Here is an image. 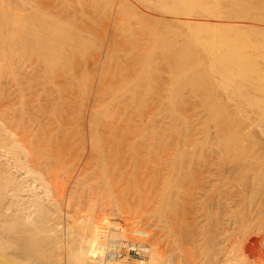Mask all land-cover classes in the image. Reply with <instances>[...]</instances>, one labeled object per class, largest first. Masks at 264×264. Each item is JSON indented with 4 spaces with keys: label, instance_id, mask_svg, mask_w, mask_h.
<instances>
[{
    "label": "bare ground",
    "instance_id": "1",
    "mask_svg": "<svg viewBox=\"0 0 264 264\" xmlns=\"http://www.w3.org/2000/svg\"><path fill=\"white\" fill-rule=\"evenodd\" d=\"M35 1H37V0H35ZM35 1L33 0V2H32V0H0V66H5V68H7V71L5 70L6 72L4 73V75H6V73L7 74L10 73V75H9L10 80L4 79L5 82L0 81V95L2 97H5L6 100H9L8 96L11 97L13 95H15V96L18 95V97H20V98L24 97V96L28 97V94L30 92H33L34 91L33 89H35L38 85L41 84V82L39 81L40 84H38V85L34 84V85H36V86H34L35 88L33 87V84H32V87H30L31 83L29 80L33 79V77L31 76V79H30V77L28 78L27 75H29L28 73L34 72V70H32L31 72L29 71L27 73L26 67H28V65L27 66L25 65V62L26 61L30 62V60L34 61L33 63H35L37 65V67H36L37 69L34 68L35 67L34 65H33L32 69L34 68L36 71L38 70L39 73L41 71L42 72L44 71L45 75L48 74L50 77H52V76L55 77L58 75V78H59V75L61 77L65 76L67 82H69V83L70 82L72 83L75 80L74 85L77 84V88H75V89H77V92H78V84L81 86L80 90L82 88L84 90H86V84H87V77H85L86 73L83 74L84 73V69H83V73L81 72V74H79L80 70L76 65H77L78 61L84 60L83 56L86 55V51L91 47L90 46L91 44L95 45L96 41L90 39L89 37L88 38L85 37V35H83V33L81 32V31L85 32L84 29H86V30L88 29V26L86 25V23H84V21L89 23V21L85 20L89 17L85 18L84 16L81 15V17L85 18V19H83V18H81V19L84 20V21L83 20L82 21H83L84 25L87 26V28H86V26L82 27L83 25L81 26V24L78 23L79 26H81V28H82V29H79V27H76V24L71 23V21L74 20V17H77V15H78L77 14L78 11L75 12V9L77 10L78 7L81 8V6L89 4L90 6H92L94 13L92 10H88V8L92 9L89 6H87V10H85L84 9L85 7H83V12L88 13L90 11L91 14L93 13V15H95V22H98V21H101L100 19L102 18V16L99 13L103 14L105 12L104 10H106V9H108V10L110 9V13H112L111 11H113V9H115V7H116L117 8L116 11L119 13H122V15H123V13L133 15V18L136 20V22H141L142 25L144 24V26L147 27L146 30L151 28V30L153 32L154 31L153 29H155V31L153 32V34L155 35L154 36L155 39L152 38V40L153 39L155 40V43L158 46H160V49L168 52L167 55H169V56L171 55V57H169V58H171L173 61V62H171L172 63L171 69H172V73L174 75L173 79H175V81L174 80L173 81L176 82L172 88H169L170 93H171V98H172L171 100H169L170 102L172 101L171 105L173 104L175 106L176 102L183 100L182 97H184V96L186 97L187 92L185 93V91H184V93H185L184 96L181 97V90L183 89L182 86L184 84L188 85V88L191 86L190 90H192L194 92V95H197L196 93H200L203 95V93H206V92L207 93L211 92V94H212V91L215 90V92H216V89H217V90L221 91L222 93L226 94V96H228L230 101H232L235 104L236 111H231V109L227 105L222 103L221 97H220V99H218V97H216V94L211 95L208 98V101H206L207 106H204V104H203L204 101L202 102L203 96H201L200 94H198L197 96H199L198 99L202 98L201 103L204 106V108H202V110L203 109L205 110V107H208L206 110H208L209 112L203 111V113L204 114L209 113L207 115H210L212 117V119H214L217 122L218 126L222 130H225V135H226V133L228 135L227 124L230 122L231 124L234 123L236 125L237 123H235L234 121H251L250 125L247 127L248 128L247 131L253 132L252 131L253 129H259L262 131V132L260 131L261 134L262 133L264 134V122H263L264 121V102L261 99L251 95V93L249 91V88H252L254 86H256L257 90L259 88H261L264 91V88H263L264 82H261L264 80L263 79L264 67L260 66V64H261L260 62L264 61V24H263L264 23V15H263L264 12L261 11L262 8L264 10V2H262L260 0H88V3H87V1H85V0H77L78 4H80L81 6L77 4L78 5V7H77L76 4L74 3L75 7H77V8H75L69 4L71 2L70 0H69L70 2L68 0H63L65 2V3L63 2L64 6H66V5L67 6L65 9L66 11H64V12H61L63 10L61 8L62 9L60 11L61 16H63V14L65 12H67V9L69 10L67 12L68 14L65 13L66 15H68L66 17V19H63V17L60 18V12L57 13L58 10H56L55 14H52V12H51L52 10L51 11H50V9L48 10L47 6L45 7L44 5H42L43 4L42 2L40 4V3H34ZM38 2H40V0H38ZM47 2H45V3H47ZM138 2L141 3L142 6H141V4H138ZM53 6H55V4ZM142 7H145L146 9L147 8L148 9L146 10L144 8L145 9L144 10V9H142ZM57 8H58V5H57ZM78 10H80V9H78ZM139 10H141L143 13L146 14V15L145 14L142 15V13H141L142 19H139L137 17V16H139L138 13H140ZM86 11H88V12H86ZM90 12H89V14H90ZM147 13L149 16L147 15ZM97 14H99L101 16V18L99 16H97ZM107 14H109V12H107ZM113 14H115V13H113ZM107 16H103V17H107ZM143 16H147V18L143 19L144 18ZM108 17H107V24H108L109 20H110L109 22H112L113 20H114V23L119 22L118 16H116V18L118 19L117 21L115 19H113L115 17H112V19L108 18ZM125 17H127V16H125ZM93 19H94V17H93ZM77 20H80V19L77 18ZM77 20H76V22H77ZM257 21H259L260 24H258L259 22H257ZM76 22H74V23H76ZM104 22L106 23L105 20H104ZM119 23L115 24V26L117 25L116 26L117 29L115 27H113L114 30H118V26H120ZM141 23L139 25H141ZM93 24H95V23H93ZM101 24H100L99 28H101V26H102ZM122 24H124V23H122ZM139 25H138V29H139V27H141ZM156 25H157V27H156ZM109 26L110 25H108L107 27H109ZM144 26H142V27H144ZM154 26L156 28H154ZM90 27H91V25L89 26V28ZM107 27L105 26V29H108ZM145 27H144V29H145ZM92 28H93V26H92ZM92 28H91V31H92ZM123 28H122V30H123ZM113 29H112V32H113ZM144 29L142 31L143 34L145 31ZM156 29L158 30V32H156ZM89 30H88V32H89ZM99 30L101 31V29H99ZM108 30L106 32L110 33V31H108ZM141 30H142V28H141ZM91 31L89 32V34H91ZM102 31H105V30L103 29ZM101 32L99 33V35L100 34L103 35V32L102 33ZM114 32H116L115 35L117 37L118 36L117 31H114ZM132 32H134L133 29L131 30V33ZM152 32H151V34H152ZM92 33H94V32L92 31ZM97 33H98V31H97ZM125 33L127 35V32H125ZM137 33H138V31H136V34L132 33L131 36L133 37V36L137 35ZM104 34H105V32H104ZM112 34L113 33H111V35ZM145 34L147 35L148 33H145ZM149 34H150V32H149ZM106 35H108V33ZM119 35L123 36L122 33ZM126 35H125V37L127 38ZM144 36H143V38H144ZM129 37H130V35H129ZM140 37H141V35H140ZM148 37H150V36H148ZM148 37H145V38L147 39ZM99 38H101V36ZM111 38H114V37H110V39ZM108 39H109V35H108ZM128 39H126V41ZM130 39H131V37H130ZM130 39H129V41L131 42V40H132V42H133V39H135V38L133 37V39H131V40ZM139 39H142V38H139ZM146 39L144 41L142 40V42H144V44H146V41H147V43H149V42L151 43V41L148 42V40H146ZM123 40H124V38H123ZM123 40H120L119 44L122 43L121 41H123ZM154 40L152 41V43H154ZM101 41H102V39H101ZM101 41H100V43H101ZM118 41H119V39H118ZM135 41H136V39H135ZM124 42H125V40H124ZM123 45H126V44L123 43ZM130 45H128V46L131 48L132 46H130ZM97 46H99V45H97ZM100 46L102 47V43ZM152 46L154 47L153 44H152ZM158 46H156V47H158ZM111 47H109V48H111ZM137 47L139 48L140 46H137ZM120 48L124 49L123 47H120ZM144 48H145V46H144ZM93 49H95V46ZM102 49H103V47H102ZM102 49H100V51H102ZM114 49H116V48H114ZM137 49H135V50H137ZM141 49H139L137 51H141ZM107 50H106L107 51L106 53H108L110 49H107ZM151 50H153V48ZM151 50H150V46H149V49L146 50V52L143 50L145 52L144 55H143V53H142V55H140L144 58L142 60V66L143 67L140 65L142 67V69L141 70L139 69V72L141 71V73L138 74V76H136L135 82H132V83H134L132 85V87L130 86L129 83L127 84V86H125L126 90L130 91L131 93L132 92L134 93L133 88L135 90L136 89L140 90L141 86L149 85L154 80V78H152V77H154L153 74L155 72L152 73L153 69L151 71V69H149V67L152 66V64H154V61H156V59H157L156 57H158L160 54L157 52L159 55L154 57L156 59L153 60L154 55L152 57L150 56V53H152ZM100 51H98V52H100ZM123 52L127 53L126 50H123ZM128 53L130 54L132 52H129V50H128ZM128 53L125 56H127V55L129 56ZM153 54H156V51ZM90 55L91 54H89V56ZM104 55H106V57L108 56L107 54H103V56ZM252 55H254V56H252ZM81 56L83 58L82 60L80 58ZM86 56H88V55H86ZM100 56L101 55H99V59H100ZM113 56L114 55L109 57V59H110L109 64L105 63V66L106 65H112L113 63L116 62V61L114 62V58H112ZM116 56H118V55H115V57ZM119 56H120V54H119ZM142 57H140V58L142 59ZM103 58H102V60H103ZM159 58H160V56H159ZM85 59H86V57H85ZM89 59H91V58L89 57ZM93 59H94V57H93ZM118 59H120V58H118ZM137 60H139V58H137ZM160 60L158 61L159 63H161V61H162V60L161 61ZM93 61L90 60V63L96 64V62L95 61L93 62ZM104 61L106 62L105 59H104ZM119 61L117 60V62H119ZM123 62H125V61H123ZM123 62L122 61L119 62L120 66ZM107 63H108V61H107ZM79 64L81 65L80 62H79ZM87 64H89V63L86 61V65ZM124 64L125 63H123V65ZM127 64H125L124 66L126 67ZM155 64H158V63L155 62ZM91 66L93 67V65H91ZM91 66H86L88 71H90ZM99 66H101V65H99ZM116 66L117 65H115V67ZM120 66H119L118 70L120 69ZM83 67L86 68L84 65H83ZM83 67H80V69ZM95 67H97L96 69L98 70V64H97V66L95 65ZM144 67H146V68H144ZM164 67H165V65L163 64V67L162 68L160 67V69H163V71H164L165 70ZM166 67H167V65H166ZM106 68H107V66H106ZM113 68H114L113 66H108V69H106L107 70L105 72L106 78H105V82L103 84V85H105L104 88L106 89V91H108L109 96L112 97V100L115 99L113 94H116L118 92V88H117L118 86L116 87L115 86L116 84L115 85L113 84V81H112L113 78H111V75H110L111 73H113L112 72ZM150 68H152V67H150ZM0 69H2V68L0 67ZM94 69L95 68L93 67V69H91V70L93 71ZM96 69H95V71H97ZM126 69H127V67H126ZM155 69H156V67H155ZM157 69H158L157 71L159 72V67ZM92 71H90V72H92ZM95 71H93V73H90V72L88 73V74H91L89 76L90 79H91L92 74H95ZM115 71H114V73H115V75H117V72H119V71H117V70H115ZM37 72L34 75H38ZM124 72H125V69H124ZM99 73H100V71H99ZM31 74H33V73H31ZM101 74H103V72ZM124 74H126V73H124ZM160 74H162V73H160ZM164 74H166V73H163V76H164ZM245 74H256V75L260 74V75H258V77H261L262 75L263 76H262L261 80L259 78H258L259 80L256 78H253V80H252V79L245 78L244 77ZM95 75L93 76L94 78H95ZM0 76H2L1 71H0ZM130 76H131V73H130ZM167 76L165 79L166 81H168ZM70 77H71V80H70ZM121 78H122V76H121ZM160 78L163 79V78H165V76L163 78L159 77V79ZM2 79L3 78H1V80ZM54 79H53V82H54ZM63 79H65V78H63ZM63 79H61V80H63ZM102 79L103 78H101L100 80H102ZM159 79H158V84L162 85L161 83H163V81H161V83H159V81L161 80V79L160 80ZM130 80L133 81L134 79L132 80V78H130ZM165 80H164V83L166 82ZM127 81L131 82V81H129V79ZM31 82L35 83L34 80ZM47 82H49V81H47ZM101 82L103 83V80ZM153 82H155V81H153ZM36 83H37V81H36ZM45 83H46V80H45ZM61 83H62V81H61ZM90 83H91V80H90ZM94 83H95V81H94ZM125 84H126V82H125ZM171 84H173V83H171ZM42 85H44V84H42ZM50 85L53 88V85L52 84H50ZM54 85L59 86L56 84V79H55ZM62 85H64V84H62ZM74 85H72V86H74ZM90 85L91 84H89V86ZM160 85H159V87H161ZM170 85L168 87H170ZM68 86L69 85L67 83V87ZM120 86L122 87L123 84ZM120 86H119V88H121ZM151 86H150V88H151ZM40 87H41V85H40ZM59 87H61V86H59ZM63 87H65V86H63ZM96 87L97 88L101 87V88H99L101 90L103 89L102 84L99 87L96 86V84H95V88ZM115 87L117 88V92H112L113 90L116 89ZM62 88H60L59 92H61ZM70 88H71L70 89V93H71L72 87H70ZM90 88L91 87L87 88V90H88L87 92H89ZM144 88L141 87V90L143 89L145 91ZM150 88L149 89L147 88V91L149 92V94L153 92L151 94L153 96L154 89L152 90V88L151 89ZM161 88H163V87H161ZM186 88L187 87H185V90H186ZM45 89L46 88H44V91H45ZM54 89H55V87H54ZM54 89H53V92H54ZM75 89H73V91H75ZM121 89L123 90L124 88H121ZM121 89H119L120 92H121ZM37 90H38V87H37V89H35L36 93H37ZM150 90H152V91H150ZM35 92H33L31 95H34ZM55 92L57 93L56 90H55ZM91 92H93V90ZM95 92H96V90H95ZM98 92H101V91H98ZM130 92H126V93L129 94ZM164 92L168 93V91H166V88L164 89ZM45 93H47V90L45 91ZM83 93L85 94V92H83ZM126 93H124V94H126ZM140 93H141V95L144 94V92L138 91V93H137V91H136V93L134 94V97H136L137 95H140ZM38 94H40V92ZM128 94H126V95H128ZM149 94H147V98H146L147 101L145 100L146 102L149 101L148 100ZM189 94H190V92H189ZM50 95H52V94H50ZM60 95L63 96V93H61ZM66 95H68V94H66ZM38 96L36 97L35 100L41 99V98L39 99ZM81 96H82V94H81ZM152 96H151V98H152ZM158 96H160V95H158ZM161 96H163V94H161ZM212 96H213V98H212ZM31 97H33V96H31ZM88 97H89V95H88ZM88 97L86 99H88ZM121 97H123V95ZM168 97L170 98V96H168ZM189 97H190V95H189ZM15 98H13V101H15L14 100ZM20 98L18 100H21ZM26 98L24 99L25 101L31 100V99L26 100ZM99 98H100V96H99ZM123 98H125V97H123ZM128 98L129 97H126V99H128ZM158 98H155V100H157ZM163 98H167V97L164 96ZM187 98H186V100H187ZM192 98H189V100L190 99L192 100ZM216 98H217V100H216ZM137 99L139 100L140 96H138ZM198 99H197V101H198ZM10 100H12V99H10ZM60 100H61V98H60ZM120 100H122V99L120 98ZM165 100H167V99H165ZM215 100L219 101L220 103L214 102ZM44 101H41V102H44ZM134 101H135V98H134ZM157 101H159V100H157ZM160 101H161V99H160ZM184 101H185V98H184L183 102ZM46 102H48V101H46ZM89 102H90V100H89ZM115 102H117L116 99H115ZM122 102H123V100H122ZM122 102L119 101V106L121 105L120 107H122V104H123ZM127 102L130 103L129 100L128 101L126 100V105H127ZM139 102H141V101H139ZM152 102H150L151 105H152ZM162 102H163V99H162ZM7 103H8V101H7ZM23 103H25V102H23ZM36 103H34V104H36ZM124 103H125V101H124ZM134 103H136V102H134ZM145 103H144V105H145ZM158 103H161V102H158ZM184 103H186V101ZM25 104H24V106H25ZM60 104H62V103H60ZM68 104H67V106H68ZM30 105H31V102H30ZM42 105H43V103H42ZM44 105L42 107H44ZM89 105H90V103H89ZM179 105H182V104L179 103ZM113 106L117 107V103H116V106L115 105H113ZM135 106H136V104H135ZM139 106H138V108H139ZM176 106H178V104ZM6 107L7 108H5L4 112H3L4 109L3 110H2V108L0 109V110H2V112H0V261L2 260L1 261L2 263H3V261H5L4 263H7V264H25L24 260H23V259H25V257L22 256V253H24V255H25V253H27V254H30L31 252L33 253L34 250H32V249L38 248V245H40L39 243L41 242L43 244L42 246L44 247V249L42 248V250L48 256H44L45 254L43 255V253H42L43 257L41 260V259H39L40 258L39 256H41V253L40 254L37 253L39 256L38 255H35V256L38 257L39 261L38 260H37L38 262L35 261L36 263L33 261L32 264H57L55 262L54 257H53V249H52L53 245L54 246L60 245L61 250H62V248L65 249L64 253H66L68 261H67V263H65L63 261V264H186L184 261V258L181 255L175 253L177 255V258H176V255L174 256L173 254L170 253L171 251H173V249L171 250L170 247H171V243H173V245L175 246L177 240H179L181 238L188 240V239H186L188 236L191 239L192 243L193 242H199V243H201L200 246L203 248V250L205 249V251H204L205 253H203V254L206 255V259L203 260L204 262L202 264H264V246H263L262 250L261 249H260V251L255 250L256 252L254 251L253 253L250 251V249H246V248L234 250V247H233V249H231V247L230 248L228 247V241H230V239H231V238L229 239V233L231 232V231L229 232V230H231L233 224L240 222L239 224L242 225L243 222L246 220H249V221L255 220L258 222L263 221V223H264V198L254 199L252 197L249 198L248 196H247V198L244 197L247 194L244 186H243V188H241L242 186H240V188H237L239 191V194H241V193L244 194V196H243L244 198L241 200L235 201V199L233 197V192H234L233 191V188H234L233 185L235 184V183H233V177H235V174H233V176L231 174V171L233 169L230 168L231 165H230L229 161L231 159L229 160L230 156L228 153L231 152L230 148H231V146L234 145V144H232L234 141V138L232 140V143H230L231 146L228 149V152L221 155V156H217V155L214 156V155L208 154V153H207V155L205 154L206 156H204L203 154H204L205 148H203L204 149L203 154L199 153V151L201 149L199 151H198V149L200 148V146H203V142H202L203 139H201V141L197 140L199 138H197V139L194 138L195 140H192V139L186 140L185 139L184 141H181V140L177 141L176 140V142L174 143V146L171 147L172 150L170 149L171 153L167 152V154H166V151L169 150V149H166L167 145L162 148V149L165 148L166 151L164 150L165 153L160 155L161 156L160 159L158 157V159H157L158 160V164H157L158 166L156 165V167H155L156 169H155L150 164L149 165L152 168L150 166H148V167L144 166L146 164H144L142 166L141 162H139L140 164H139V166H137V163H135V161L133 160V157L136 154H138L137 153L138 150H141L140 151L141 153L143 150V149H138V150L136 149L138 147L137 142L130 143V145H131L130 152L127 149V145L124 147V149H121V144H122V146H124V144L117 141V134H116V132H117L116 126H118V124H119V119H117L118 121H114V115H113V113H111V111L109 113L108 110H105V112H107L106 115L111 117V118L108 117L109 120H111V121L106 120L107 116L104 119L106 121H94V120H92V121H79L80 124L87 122V124H89V126L91 128H93V127L97 128V129L99 128V129L103 130V132H99V131H101V130H99V131H97L98 134L96 136L89 139V137H86V133L84 132L85 129H83L84 131H82V132H84L85 134H83L84 136H82L81 138H80V135H77L79 138V139L76 138L78 140V143H77V141L74 140L76 135L74 136L73 139H71L70 135H72L73 132L71 134L68 133L69 129H71L70 125H72L71 124L72 121H63V120L60 121L61 120L60 118L63 116L56 114L57 116H59L58 117L59 119L56 118L59 121H49L50 118L47 121L45 118L50 113L46 116H43L48 112V111L45 112L44 110L46 108H44V110H42V109L41 110L44 112V114L42 116L44 117L45 121L40 120V119H39L40 121H34L33 119H32L33 121H29V120L28 121H21L20 116H22V118L24 119L25 118L24 115L26 114V111L28 109L27 110L25 109L26 111H24V109L23 110L20 109L21 115H19L18 113H17L18 114L17 115L15 111H14L15 112L14 113L12 110H10V108L8 106H6ZM114 107H112L113 110L115 109ZM145 107H143V108L146 110ZM181 107H183V106H181ZM33 108H34V106L30 107L29 110H31V109L32 110L29 113L32 114V111H33V115L36 114L35 116L38 117L37 113L35 112V110H33ZM37 108H39L38 109V112H39L40 107H37ZM62 108H64V107H62ZM99 108L97 105V109H99ZM179 108L180 107L178 106V108L176 107L175 109H179ZM249 108H254V109L258 110V113L259 112L261 113L260 117H258L256 115L257 118H251L249 116ZM6 109H8V110H6ZM13 109H14V107H13ZM97 109H94V110L97 111ZM124 109L122 108L121 112ZM136 109L133 108V110H136ZM152 109L154 110V108H152ZM184 109L181 108V111ZM117 110H119V109H117ZM202 110H201V112H202ZM36 111H37V109H36ZM125 111H126V109L124 110L123 114L125 113ZM181 111L179 109L178 112L180 113ZM187 111H188V109H187ZM18 112L20 113V111H18ZM56 112H61V111H58V109H57ZM142 112L141 111L135 112V115L137 114V116H138V113H142ZM167 112H169V110ZM191 112H189L190 116H191ZM29 113L27 112V114H29ZM39 113H41V112H39ZM96 113L97 112H94L95 115H96ZM132 113H133V111H132ZM15 114H16L17 118L18 117L20 118V119H18L20 121H17ZM70 114H71V112H70ZM123 114L121 116H123ZM131 114H129V115L131 116ZM146 114H144V115H146ZM148 114H150V113L148 112ZM186 114H188V113L186 112ZM186 114H184V115H186ZM38 115H40V114H38ZM129 115L125 114V116H129ZM139 115L142 116V114H139ZM144 115L142 117L140 116L141 121L144 120V119H142V118H145ZM165 115H166L165 116V119H166V117L169 115H167V114H165ZM170 115L174 121H178L179 115L177 116L175 111L174 112L171 111ZM57 116H55V117H57ZM117 116H118V113H117ZM130 116H129V118H130ZM137 116L135 117L136 118L135 121L137 120V118L139 119V117H137ZM156 116L158 117V115H156ZM163 116H164V114H163ZM163 116H161V117H163ZM204 116H206V115H204ZM198 117H200V114ZM201 117H203V116L201 115ZM208 117H206V120ZM40 118H41V116H40ZM119 118L121 119V117H119ZM190 118H193V117H190ZM196 118L197 117H195L193 119L196 120ZM92 119H94V118H92ZM123 119H122V121H123ZM183 119H185V117H183ZM187 119H189V118H187ZM132 120H134L133 117H132ZM163 120H160V121H163ZM166 120L171 121L168 119H166ZM214 120H212L210 124H214V122H213ZM145 121H147V119H145ZM158 121H159V119H158ZM188 121H191V120H188ZM188 121H186V123H189ZM199 121H201V120H199ZM202 121H203V119H202ZM74 122H76V121H73V123ZM186 123H185V127H186ZM196 123H198V122H196ZM205 124H207V123L205 122ZM235 125L233 126L234 128H235ZM85 126L86 125H84V127L81 126L80 127L81 130H82V128H86ZM211 127H213V126H211ZM219 127H217V129H215V130H218ZM229 127H231V125ZM233 127H232L233 130H231L232 133L235 130ZM241 127H243V126H241ZM106 129H108V130H106ZM137 129L139 130L140 128H137ZM190 129H191V127H190ZM229 129H231V128H229ZM229 129H228V131H230ZM237 130H238V128H237ZM88 131L90 132L91 129H89ZM105 131H107V132H105ZM104 132L106 133L105 135H104ZM193 132H195V131H193ZM221 132L218 131L219 135L221 134ZM94 133L91 132V134H93V135H94ZM139 133H141V132H138L136 134H139ZM147 134H149V133H147ZM190 134H192V133H190ZM230 134L231 133H229V135ZM247 134H249V133H247ZM234 135L235 134H232L233 137H234ZM193 136H194V134H193ZM232 136H230V137H232ZM90 137H91V135H90ZM155 137H156V135H155ZM190 137H192V136L190 135ZM248 137H249V135H248ZM219 139L222 140L221 137ZM226 139H227V136H226ZM142 140H144V142H146L144 137ZM155 140H157V139H155ZM148 141H150V140L148 139ZM169 141H172V140H169ZM140 142H141V140H140ZM164 142H165L164 144H166V141H164ZM222 142H224V141H222ZM222 142L220 143L221 145H222ZM230 142H231V140H230ZM251 142H253V145H254V140ZM257 142H258V140H257ZM119 143H121V144H119ZM225 143H226V145L223 143L225 146L222 145L220 147V149L223 147L226 148V146H229L227 144L228 143L227 141H225ZM147 144L145 146H149V147L151 145H153L152 147H155V146L159 147V145L163 146L162 141H160L159 145H158V141H154V143L149 142V145H147ZM215 144L216 143H214V145ZM256 144L257 143H255V146H256ZM206 145H208V144H206ZM206 145H204V147ZM211 145H212V143H211ZM250 145H252V143ZM76 146L79 148L80 147H82V148H80V150H76L75 149ZM86 146H87V150L85 151ZM236 146H237V144H236ZM236 146H235V148H236ZM142 147H144V145ZM209 147H211V146H209ZM155 148H154V150H152L150 147V149H148V151L146 149V151H145L146 153L143 152V156L146 158L150 157L149 160L150 159L153 160L152 161L153 163L155 160L153 154H156L158 152L157 150H162L161 147H159L158 149L156 148L157 150ZM207 148H208V146H207ZM208 149H210V148H208ZM217 149L219 150V148H217ZM242 149H240V150L243 151ZM221 152H223V151H221ZM238 152H240V151H238ZM251 153H253V152H251ZM230 154L232 155V153H230ZM201 156H202V159H200ZM237 156H239V155H237ZM243 156L245 157V155H243ZM253 156H255V153ZM81 158L83 159L82 162H80ZM204 158H206V160H207V161H205V163L207 162L208 164H205L206 168L202 169V165L198 166L197 163H198L199 159H200V161L201 160L204 161ZM255 158H257V156ZM136 159H137V157H136ZM142 159L147 161V159H144V158H142ZM258 159L261 160V157L259 158V156H258ZM263 159H264V157H263ZM137 160H141V158H138ZM157 160H155V161L157 162ZM235 161H237V160L235 159ZM235 161L233 162V164H235ZM241 161H243L246 164V167L250 166V163L253 162V161H251V159L250 160L242 159ZM142 162H145V161H142ZM156 162H155V164H156ZM243 162H241V163L243 164ZM215 163H217L218 166L220 164V166L218 168L217 167L215 168L214 166H216V165H213ZM255 163H257V161ZM211 165H213V166H211ZM70 167H72V168L75 167L77 169V173L80 172L79 169H81V168L82 169H86V168L90 169L91 168V172L92 173L94 172V174H96V172H98L97 174L98 175L100 174L101 180L99 178L100 181H96V182L99 183L102 181L103 183H105L103 185L104 186L106 185L107 186L106 189L107 190L109 189V191H112V190H113V192H115V190L117 191L118 188L117 189L114 188V187H118V186H115V181H117L116 185L118 183L117 179H120L119 182H121V180H123V179L129 180V183L131 182L129 185V188H132L131 184L133 185L134 182L135 183L137 182V185L142 186V183L138 184V182L146 181L147 178L152 180L153 177L155 178V179H153V181H155L156 189L154 188V185L151 184L153 187H149L151 192L149 191L147 197L145 198L143 196L144 197L143 198L141 196V197H139V199H137V200H139L138 206L141 207L140 214L138 213V211L135 212L133 210L134 208L132 209V206H130L131 208H129V205L127 207L129 209H127V210H126V208H121V206H119V205H118V207H120V208L113 209V210H117L118 213L126 215V225H124V224L114 225V220H116V214L113 210L110 211L107 209L98 210V211H100L99 214L96 210L92 209L91 212L95 211V213L90 212L92 216H89L90 214H88L89 217L86 216V218H85V217H81L80 215L79 216L76 215V216H78V219H75L76 216L73 214L75 216L74 217L72 215V212H71V210L73 211L72 202L75 203L74 202L75 199H74V201L72 200V197L74 196V193H75V191L72 190L73 185H71L73 180H71L70 177H69L70 179L69 178L67 179L65 177V176H67V174H68L67 172H69ZM75 168L72 170H75ZM239 168L241 169V167H239ZM239 168H238V172H239ZM262 168L263 167H261V171H262ZM89 169H87V170H89ZM244 169H246V168L243 167L242 170H244ZM87 170H84V171H86V173H88ZM257 170H259V169H257ZM249 171H251V170H249ZM72 172H69V173L71 174ZM235 172H237V171L235 170ZM238 172H237V174H238ZM247 172H248V170H247ZM247 172H244V174L245 173L247 174ZM262 172H264V171H262ZM77 173H76V175H77ZM81 173H82V171H81ZM256 174H257V172H256ZM252 175H254V174L252 173ZM74 176H75V172H74ZM79 176H80V178L78 177L79 180H82L81 179L82 175L79 174ZM150 177H152V178H150ZM59 178H60V181H61V178H62V180H65V181L70 180V181L69 182L66 181L68 183L65 182L64 185H60L61 182L59 181ZM94 178H96V177H94ZM239 178H241V177H239ZM90 180H88V181H90ZM244 180H246V179L243 178L242 182H244ZM75 182L77 184L79 183L82 185V183H80V182H77V181H75ZM85 182L83 181V183H85ZM187 182H190L191 186L189 189V197L185 198V200H184V198H182V196H184V193L186 191L185 190V187H186L185 184ZM242 182H241V184H242ZM92 183L94 184L95 182L92 181ZM256 183H257V181H256ZM143 184H144V182H143ZM83 185H85V184H83ZM148 185L146 186L147 188H148ZM259 185H260V183L257 185V187ZM139 186L135 187V189L139 190L140 189ZM76 187H78V185ZM133 188H134V185H133ZM135 189H131V190L135 191ZM241 189H243V190L241 191ZM257 189H256V191H257ZM100 190H101V188H100ZM138 190H137V193H138ZM141 190L142 189H140V191ZM106 191H103V192L101 191V192L104 194L106 193L105 195H107ZM256 191L254 190V195H255ZM113 192H112V194H113L112 199H114L118 194L117 193L115 196ZM249 193H250V191H249ZM112 194H111V196H112ZM251 194H252V192H251ZM129 195H131V194H129ZM138 195H139V193H138ZM77 197L78 196L76 195V199L78 201ZM135 197H136V195H135ZM118 198H119V196H117V198H116L117 201H118ZM133 198L134 197H132L131 199H133ZM129 199H130V196H129L128 200L125 198V201L126 200L129 201ZM233 199H234V201H233ZM140 200H141V204H140ZM113 201L115 202V199ZM80 202H81V200H80ZM80 202H78L79 207H80ZM78 203H77V205H78ZM129 204H130V202H129ZM75 206H76V204H75ZM79 207H78V211L81 212V209H79ZM74 211H76L75 207H74ZM96 212H97V214H96ZM241 221H242V223H241ZM76 222H77V224H76ZM247 223H249V222H247ZM259 225H261V224H259ZM263 225H261V226H263ZM235 226H237V225H235ZM250 226H252V225H250ZM257 227L258 226H256V228ZM208 230H210V232H212V231L214 232V235H212V237H210V241L208 239H205V234ZM129 233H132L133 237H129ZM208 235H210V234H208ZM235 237H236V235H235ZM231 242H229V243H231ZM261 242H262V244H260V245L262 246L264 243L262 240H261ZM250 243H251V241H250ZM221 244H223L222 245L223 247L222 246L218 247ZM44 245L45 246L47 245V247H45ZM231 245H232V243H231ZM174 246H172V247H174ZM168 247H169V249H168ZM210 247L213 248V249H211V251L209 250ZM12 248H14V250H17V251H14L12 254V255H15V258H10L9 256L3 254L4 253L3 250H6V249L12 250ZM130 248L131 249L132 248L137 249L140 252H142V256H140L141 258H135V259L132 258L128 253V250ZM178 248L179 247H177V249ZM198 248H200V247H198ZM202 248H200V249L202 250ZM11 252L12 251H10V252L8 251V253H11ZM61 252L63 253V251H61ZM175 252H178V251H175ZM182 252L184 253V251H182ZM183 253H180V254H183ZM118 254H120V255L117 256ZM183 255H185V254H183ZM179 256L182 257V260L180 259ZM28 257H30V256H28ZM198 258H200V257H198ZM62 259L64 260L66 258H64V256H62ZM200 260H202V256H201ZM30 262H31V260H30Z\"/></svg>",
    "mask_w": 264,
    "mask_h": 264
},
{
    "label": "rangeland",
    "instance_id": "2",
    "mask_svg": "<svg viewBox=\"0 0 264 264\" xmlns=\"http://www.w3.org/2000/svg\"><path fill=\"white\" fill-rule=\"evenodd\" d=\"M35 1V0H34ZM48 1V2H47ZM58 1V2H57ZM69 1V0H68ZM71 1V2H70ZM69 2V4L71 5V6H73V7H75V4H76V6L78 7V5H80V4H78V2H77V0H70ZM85 1H87V3H88V0H85ZM260 1H262V2H264L263 0H260ZM32 2H33V0H32ZM41 2L43 3L42 5H44L45 7L47 6V8H48V10L50 9V11L52 12V14H55L56 13V10H58L57 11V13L58 12H60L62 9V11L61 12H64V11H66L65 9H66V6H64V4H63V0H40V2H38V0L37 1H35L34 3H40L41 4ZM45 2H47V3H45ZM53 2V3H52ZM56 2V3H55ZM65 3V2H64ZM75 3V4H74ZM46 4V5H45ZM50 4V5H49ZM55 4V6H53ZM74 4V5H73ZM78 4V5H77ZM138 4H141V3H139L138 2ZM49 5V6H48ZM57 5H58V8H57ZM62 6V7H61ZM81 6V5H80ZM87 6H89V7H91L92 8V6H90L89 4H87V5H83V6H81V8L80 7H75V8H77V10L75 9V12H77V17H74V20H72L71 21V23L72 24H76V27H79V29H82L81 28V26L82 27H84V26H88V29L86 30V29H84L85 30V32H83V31H81L82 33H83V35H85V37H89L90 39H92V40H94V41H96V44L94 45V44H91L90 46V48L86 51V55H88V56H86V55H84L83 57H84V60L83 61H78L77 62V67L79 68V74H81V72L83 73V69H84V73L83 74H85L86 73V76L85 77H87V84H86V90H84L83 88L80 90V85L78 84V92H77V89H75V88H77V84L76 85H74V83H75V80L71 83H69V82H67V80H66V77L65 76H63V77H61L60 75H59V78H58V75L57 76H52V77H50L48 74L47 75H45L44 73V71L42 72H40L39 73V71L37 72L35 69H37L36 67H37V65L35 64V63H33L34 61H32V60H30V62L29 61H26L25 62V65L27 66L28 65V67H26L27 69H26V72L28 73L29 71L31 72L32 70H34V72H31V73H33V74H31V73H28L29 75H27V77L29 78L30 77V79H31V76L33 77V79H31V80H29L30 81V83H31V86L30 87H32V84H33V87L34 86H36V85H38V84H40V82H41V87H40V85H38L37 87H38V90H37V93L35 92V89H37V87L35 88V89H33L34 91L33 92H35L34 93V95H31L33 92H30L29 94H28V97L27 96H24V97H18V95H13V96H8L9 97V100H6L5 99V97H2L1 95H0V109L2 108V110H3V112L5 111V108H7L6 106H8L9 108H10V110H12L13 112L15 111L16 112V114L18 113L19 115H21V110H23L24 109V111H26L27 109L29 110L30 109V107H33L34 106V108H33V110H35V112L37 113V116L38 117H36L35 115H33V111H32V114H30L29 112H31V110H27L26 111V114L24 115L25 116V118L23 119L22 118V116H20L21 117V119L18 117H16V114H15V117H16V119H17V121H40V120H44V117L43 116H46V115H48L49 113V115L48 116H46V120L48 121L49 120V118H50V120L49 121H59L58 119V117L59 116H57V115H60V116H63V117H61L60 119V121H72V125H70V127H71V129H69V131H68V133L69 134H71L72 132V135H70L71 136V139H73L74 138V136H75V141H77V143H78V140L77 139H79L78 138V136L77 135H80V138L82 137V136H84L83 134H85L86 133V137H89V139H91V138H93L94 136H96L97 134H98V132L97 131H99V130H101V129H97V128H95V127H93V128H91L90 126H89V124H87V122L86 123H79V121H92V120H94V121H106V120H108V121H111V120H109V118L108 117H110V116H107L106 115V113L107 112H105V110H108V112L110 113V111H111V113H113V115H114V121H118L117 119H119V124H118V126H116L117 128V132H116V134H117V141H119V142H121V143H123L124 144V146H122V144L121 143H119V144H121V149H124V147L127 145V149H128V151L130 152V149H131V145H130V143H134V142H137V150L138 149H143L142 150V153L140 152L141 150H138L137 151V153L138 154H136L134 157H133V160L135 161V163H137V166H139V162H141V165L143 166L144 164H146V165H144V166H146V167H148V166H152V167H156V165L158 164V157H159V159H160V155H162L163 153H165V151H166V149H169L168 151H166V154H167V152H169V153H171V150H172V146H174V143L176 142V140L177 141H179V140H181V141H184L185 139L187 140H195V139H197V138H199V139H197V140H200L201 141V139H203L202 140V142H203V146H200V148L198 149V151H199V153H201V154H203V151H204V149L203 148H205V151H204V156H206L207 155V153L208 154H212V155H217V156H221V155H223V154H225V153H227L228 152V149L230 148V146H231V144L230 143H232V140H233V138H234V141H233V143L232 144H234L233 146H231V152H229L228 154H229V156H230V158H229V162H230V168H232L233 170L231 171V174H232V176H233V174H235V177H233V183H235L234 185H233V197H234V199H235V201L236 200H241V199H243L244 197H246L247 198V196L250 198V197H252V198H254V199H260V198H264V172H262V171H264V159H263V157H264V134L262 133L261 134V130H259V129H253L252 131L253 132H249V131H247V127L250 125V123H251V121H234L235 123H237L236 125L234 124V123H228L227 124V128L229 129V128H231V129H229L230 131H228V129H227V132H228V135H229V133H231L229 136L227 135V133H226V135H225V130H222L219 126H218V124H217V122L214 120V119H212V117L210 116V115H207V114H209V113H203V111H207V112H209L208 110H206L208 107H205V110L203 109L202 110V108H204V106H207L206 105V101H208V98L211 96V95H215L216 94V97H218V99H220V97H221V101H222V103H224L225 105H227L230 109H231V111H236V108H235V104L232 102V101H230V99L228 98V96H226V94H224V93H222L221 91H219V90H217L216 89V92H215V90L214 91H212V94H211V92H209V93H203V95L202 94H200V93H196L197 95L198 94H200L201 96H203V100H202V98L201 99H198V97L199 96H197V95H194V92L192 91V90H190L191 89V86L188 88V85H183L182 86V90H181V97L182 96H184V94L186 93V97L184 96V97H182V99L184 100V98H185V101H186V103H184L183 102V100H181V101H179V102H176L175 104L177 105L178 104V106L180 107L179 109H180V111H181V108L182 109H184V110H182L180 113L178 112L179 111V109H175L176 107L178 108V106H174L173 104L171 105V103H172V101L170 102L169 100H171L172 98H171V93H170V89L169 88H172L173 87V85L176 83V82H174L175 81V79H173V77H174V75H173V73H172V69H171V65H172V63L171 62H173L172 61V59L171 58H169V57H171V55L169 56V55H167L168 54V52H166V51H163L162 49H160V46H158L156 43H155V38H154V34H153V32L155 31V29H153L154 31L152 32V30H151V28H149L148 30H146L147 29V27H145L144 26V24L142 25V23L141 22H136V20L133 18V15H129V14H124L123 13V15H122V13H119V12H117L116 11V7H115V9H113V11H111L112 13H110V9L108 10V9H106V10H104L105 12L103 13V14H101V13H99L101 16H102V18H101V16L99 15V14H97V16H99L101 19V21H98V22H95V15H93V13H94V10H93V8L92 9H90V8H88V10H92L93 11V13L91 14V12H90V14H89V12L88 11H86V12H88V13H85V12H83V7H85L84 9L85 10H87ZM141 6H142V4H141ZM62 8V9H61ZM70 8V7H69ZM145 7H142V9H144ZM60 9V10H59ZM78 9H82L81 11L80 10H78ZM146 9V8H145ZM144 9V10H145ZM148 9V8H147ZM146 9V10H147ZM84 10V11H85ZM151 10V9H150ZM69 10L67 9V12H68ZM115 11V12H114ZM140 11V13H138L139 14V16H137L139 19H142V16H141V13H142V15H144L145 13H143L141 10H139ZM261 11L262 12H264V10H263V8L261 9ZM54 12V13H53ZM61 12H60V18H62L63 17V19H66V17L68 16V15H66L65 13H67V12H65L64 14H63V16H61ZM107 12H109V14H107ZM113 13H115V14H113ZM259 13V12H258ZM257 13V14H258ZM68 14V13H67ZM113 14V15H112ZM118 14V15H117ZM137 14V15H138ZM65 15V16H64ZM81 15L82 16H84L85 18H87V17H89V18H87V19H85V18H83V17H81ZM93 15V16H92ZM109 17H108V16ZM120 15V16H119ZM136 15V14H135ZM146 15V14H145ZM147 15H148V13H147ZM264 15V14H263ZM80 16V17H79ZM96 16V17H97ZM103 16H107L108 18H111L112 19V17H115V18H113V19H115L116 21L119 19V22H116L117 24L119 23V25L120 26H118V30H114L113 29V27H115L116 28V26H115V24L116 23H114V20L112 21V22H109L108 21V24H107V17H103ZM116 16H118V19L116 18ZM125 16H127V17H125ZM149 16V15H148ZM59 17V16H58ZM93 17H94V19H93ZM144 18L143 19H145V18H147V16H143ZM77 18L78 19H80V20H77ZM81 18H83V19H85L86 21H89V23L88 22H85L83 19H81ZM91 18V19H90ZM106 18V19H105ZM126 19V20H125ZM76 20H77V22H76ZM84 21V23H86V25H84V23H83V21ZM104 20L106 21V23L104 22ZM124 22H123V21ZM74 22H76V23H74ZM124 23V24H122V23ZM257 22H259V21H257ZM81 24V26H79V24ZM93 23H95V24H93ZM99 25H98V24ZM102 23V24H101ZM104 23V24H103ZM110 23V24H109ZM141 23V25H139ZM100 24L103 26H101V28H99V26H100ZM112 24V25H111ZM258 24H260V22L258 23ZM264 24V23H263ZM91 25V27L89 28V26ZM96 27H95V26ZM98 25V26H97ZM108 25H110L109 27H107ZM124 25V26H123ZM138 25L139 26H141V27H139V29H138ZM87 26H86V28H87ZM92 26H93V28H92ZM105 26L109 29H105ZM142 26H144L145 27V29H144V27H142ZM95 27V28H94ZM111 27V28H110ZM123 28V30H122V28ZM133 27V28H132ZM156 27H157V25H156ZM155 26H154V28H156ZM91 28H92V31L94 32V33H92V31H91ZM105 30V31H102L103 29ZM121 28V29H120ZM141 28H142V30H141ZM90 29V30H89ZM99 29H101V31L103 32V35L102 34H100L99 35V33L101 32ZM112 29H113V32H112ZM117 29V28H116ZM133 29V31L134 32H132V33H134V34H136V31H138V33H137V35H135V36H133L135 39H136V41H135V39H133V37L131 36L132 35V33H131V30ZM143 29L145 30L144 31V34L142 33V31H143ZM88 30H89V32L91 31V34H89V32H88ZM110 31V33L109 32H106V31ZM97 31H98V33H97ZM114 31H117V37H116V32H114ZM121 31V32H120ZM127 32V35H126V33L125 32ZM140 31V32H139ZM148 31V32H147ZM88 32V33H87ZM101 32V33H102ZM104 32H105V34H104ZM119 32V33H118ZM149 32H150V34H149ZM151 32H152V34H151ZM156 32H158V30L156 29ZM108 33V35H109V39H108V35H106ZM111 33H113L112 35H111ZM122 33V35L124 36H120L119 34H121ZM125 33V34H124ZM140 33V34H139ZM145 33H148L147 35L145 34ZM143 34V35H142ZM100 37L101 36V38H99L98 36ZM125 35L127 36V38L125 37ZM129 35H130V37H131V39H133V42H132V40L130 39V37H129ZM139 35V36H138ZM140 35H141V37H140ZM145 35V36H144ZM120 36V37H119ZM139 38H142V39H139ZM143 36H144V38H143ZM148 36H150V37H148ZM152 36V37H151ZM110 37H114V38H111L110 39ZM119 37V38H118ZM122 37V38H121ZM145 37H148L147 39L145 38ZM99 38V39H98ZM123 38H124V40H125V42H124V40H123ZM130 39L131 40V42L129 41V39L126 41V39ZM152 38H154L153 40H154V43H152ZM101 39H102V41H101ZM115 39V40H114ZM118 39H119V41H118ZM148 40V42L149 41H151V43L154 45V47L152 46V44L150 43H147V41H146V44H144V42H142V40L144 41V40ZM114 40V41H113ZM117 40V41H116ZM120 40H123V41H121L122 43H120L119 44V42H120ZM139 40V41H138ZM141 40V41H140ZM100 41H101V43H102V47H103V49H102V47L100 46L101 45V43H100ZM113 41V42H112ZM129 41V42H128ZM109 42V43H108ZM111 42V43H110ZM113 43V44H112ZM123 43L124 44H126V45H123ZM129 43V44H128ZM109 44V45H108ZM131 44V45H130ZM134 44V45H133ZM138 44V45H137ZM145 46V48H144V46ZM97 45H99V46H97ZM128 45H130V46H132L131 48L128 46ZM94 46H95V49H93L94 48ZM107 46V47H106ZM112 46V47H111ZM128 48H127V47ZM137 46H140L139 48L137 47ZM148 46V47H147ZM149 46H150V50L153 48V50H151L152 51V53H150V56L152 57L153 55V60L154 59H156V61H154V64H152V66H150V67H152V68H150L149 67V69H151V71H152V69H153V71H152V73H154L153 74V76L154 77H152V78H154V80L153 81H155V82H151V84H149V85H144V86H141V87H145L144 89H145V91L143 90H141V87H140V90H135L134 88H133V90H134V93L132 92H130V91H128V90H126V87L125 86H127V84L129 83L130 84V86L132 87V85L134 84V83H132V82H135V80H136V76H138V74H140L141 73V71L139 72V69L141 70L142 69V60L144 59L142 56H140V55H142V53H143V55H144V53L146 52V50H148L149 49ZM156 46H158V47H156ZM99 47V48H98ZM109 47H111V48H109ZM120 47H123L124 49H122V48H120ZM143 47V48H142ZM106 48V49H105ZM114 48H116V49H114ZM121 50H120V49ZM138 48V49H137ZM142 48V49H141ZM158 48V49H157ZM100 49H102V51H100ZM107 49H110L109 50V54L108 53H106L108 50ZM113 49V50H112ZM129 50V52H132V53H128V50ZM133 49V50H132ZM135 49H137V50H139V49H141V51H137V50H135ZM157 49V50H156ZM160 49V50H159ZM107 50V51H106ZM123 50H126L127 51V53L129 54V56L127 55V56H125L127 53L126 52H123ZM145 52H144V51ZM98 51H100V52H98ZM115 53H114V52ZM154 51V52H153ZM155 51H156V54H153V53H155ZM112 52V53H111ZM139 52V53H138ZM160 54H158V53ZM91 54L90 56H89V54ZM100 53V54H99ZM120 54V56H119V54ZM101 55L100 56V59H99V55ZM103 54H107L108 56V58L106 57V55H104L103 56ZM170 54V53H169ZM112 55H114L112 58H114V62L116 61L117 62V60L119 61V62H123V61H125V62H123V63H125V64H127L126 65V67H127V69H126V67L123 65V63L121 64V66H120V63L119 62H115V63H113L112 65H106L107 66V68H106V66H105V63L106 64H109V61H110V59H109V57L110 56H112ZM115 55H118V56H116L115 57ZM157 55H159L160 56V58H159V56L158 57H156ZM167 55V56H166ZM255 55V54H254ZM254 55H252V56H254ZM104 58H103V57ZM85 57H86V59H85ZM88 57V58H87ZM89 57L91 58V59H89ZM93 57H94V59H93ZM140 57H142V59L140 58ZM154 57H156V58H154ZM81 58V60L83 59L82 58V56L80 57ZM79 58V59H80ZM102 58H103V60H102ZM116 58V59H115ZM118 58H120V59H118ZM137 58H139V60H137ZM163 60H162V59ZM173 58V57H172ZM104 59L106 60V62L104 61ZM151 59V58H150ZM161 61V63H159L158 61L159 60ZM90 60L91 61H95L96 62V64H94V63H90ZM168 62H167V61ZM23 61V60H22ZM86 61L89 63V64H87L86 65ZM93 61V62H94ZM107 61H108V63H107ZM128 61V62H127ZM79 62L81 63V65L79 64ZM98 62V63H97ZM155 62L156 63H158V64H155ZM104 63V64H103ZM119 63V64H118ZM261 64H260V66H262V67H264V61L263 62H260ZM97 64H98V70L96 69L97 67H95V65L97 66ZM160 64V65H159ZM163 64L165 65V67H164V71H163V69H160V67L162 68L163 67ZM24 65V66H25ZM33 65L35 66L33 69H32V67H33ZM83 65L86 67V66H91V65H93V67L97 70V71H95V69L93 70V71H95V74H92V76H91V79H90V75L91 74H88L90 71H92L91 69H93V67L91 66L90 67V71H88V69H87V67L86 68H84L83 67ZM99 65H101V66H99ZM115 65H117L116 67H115ZM120 66V69L118 70V68H119V66ZM142 67H141V66ZM156 65V66H155ZM166 65H167V67H166ZM108 66H113L114 68L112 69V72L113 73H111L110 75H111V78H113L112 79V81H113V84L118 88V92H117V88L115 89V90H113L112 92H117L116 94H113L114 95V98L117 100V102H115V99L114 100H112V97H110L109 96V93H108V91H106V89L104 88V86L105 85H103L104 84V82H105V76H106V69H108ZM2 69H0V71H1V75L2 76H0V81L1 82H5V80L7 79H9V75H10V73L9 74H7L6 73V75H4V73L7 71V68H5V66H0ZM80 67H83V68H81L80 69ZM130 69H129V68ZM155 67H156V69H155ZM159 67V72L160 73H162V74H160L157 70V68ZM5 68V69H4ZM31 68V69H30ZM116 68V69H115ZM144 68H146V67H144ZM167 68V69H166ZM16 69V68H15ZM124 69H125V72H124ZM6 70V71H5ZM82 70V71H81ZM115 70H117V71H119V72H117V75H115V73H114V71ZM161 70V71H160ZM93 71L92 72H90V73H93ZM99 71H100V73H99ZM36 72H37V74L38 75H34V74H36ZM103 72V74H101ZM116 72V71H115ZM168 72V73H167ZM43 73V74H42ZM99 73V74H98ZM124 73H126V74H124ZM129 73V74H128ZM130 73H131V76H130ZM163 73H166V74H164V76H165V78H163L164 76H163ZM78 74V75H79ZM135 74V75H134ZM4 75V76H3ZM34 75V76H33ZM40 75V76H39ZM42 75V76H41ZM45 75V76H44ZM95 75V78L93 77ZM104 75V76H103ZM126 75V76H125ZM133 75V76H132ZM168 75V76H167ZM258 75H260V74H258ZM258 75H256V74H245L244 75V77L245 78H248V79H252L253 80V78H256V79H262V76L261 77H258ZM121 76H122V78H121ZM162 77L163 79H159V77ZM166 76H167V80L168 81H166L165 79H166ZM6 77V78H5ZM134 77V78H133ZM1 78H3L2 80H1ZM55 78L56 79V84L57 85H59V86H61V87H59V86H56V85H54V82H55V79H54V82H53V79ZM63 78H65V79H63ZM101 78H103L102 80H103V83L101 82L102 80H100ZM130 78H132V80L133 81H131L130 80ZM5 79V80H4ZM58 79V80H57ZM61 79H63V80H61ZM129 79V81H131V82H128L127 80ZM158 79L160 80L159 81V83H161V81H163V83H161L162 85H160V84H158ZM258 79V80H259ZM263 79H264V77H263ZM10 80V79H9ZM34 80V82L35 83H33V82H31V81H33ZM45 80H46V83H45ZM66 80V81H65ZM70 80H71V77H70ZM73 80V79H72ZM90 80H91V83H90ZM97 80V81H96ZM100 80V81H99ZM164 80L167 82H165L164 83ZM174 80V81H173ZM36 81H37V83H36ZM40 81V82H39ZM47 81H49V82H47ZM61 81H62V83H61ZM94 81H95V83H94ZM99 81V82H98ZM120 81V82H119ZM39 82V83H38ZM97 82V83H96ZM125 82H126V84H125ZM261 82H264V80L263 81H261ZM52 84L53 85V88H52V86L50 85V84ZM66 83V84H65ZM67 83H68V87H67ZM107 83V82H106ZM119 83V84H118ZM171 83H173V84H171ZM34 84H36V85H34ZM42 84H44V85H42ZM62 84H64V85H62ZM71 84V85H70ZM89 84H91L90 86H89ZM93 84V85H92ZM95 84H96V86H101V84H102V90L101 89H99V88H101V87H99V88H95ZM118 84V85H117ZM123 84V86L121 87L120 85H122ZM154 84V85H153ZM165 84V85H164ZM171 84V85H170ZM72 85H74V86H72ZM152 85V86H151ZM159 85L161 86V87H165L166 88V91H168V93L167 92H164V89L163 88H161V87H159ZM164 85V86H163ZM170 85V87H168ZM63 86H65V87H63ZM94 86V87H93ZM119 86L121 87V88H124L123 90L121 89V88H119ZM150 86H151V88H152V90L154 89V94H153V96L151 95L152 93H150L149 94V92L147 91V88L149 89L150 88ZM154 86V87H153ZM46 88L45 89V91L47 90V93H45V91H44V88ZM50 87V88H49ZM54 87H55V89H54ZM63 87V88H62ZM70 87H72V91H71V93H70ZM89 87H91L90 89H89V92H87L88 90H87V88H89ZM159 87V88H158ZM185 87H187L186 88V90H185ZM49 88V89H48ZM60 88H62L61 89V92H59V90H60ZM150 88V89H151ZM168 88V89H167ZM255 88V89H254ZM264 88V87H263ZM42 89V90H41ZM53 89H54V92H53ZM73 89H75V91H73ZM98 89V90H97ZM119 89H121V92H120V90ZM161 89V90H160ZM189 89V90H188ZM40 90V91H39ZM50 90V91H49ZM52 90V91H51ZM55 90L57 91V93L55 92ZM83 90V91H82ZM93 90V92H91ZM95 90H96V92H95ZM152 90H150V91H152ZM49 91V92H48ZM64 91V92H63ZM98 91H101V92H98ZM103 91V92H102ZM136 91H137V93H138V91L139 92H144V94H142L141 95V93H140V95H135L136 97H134V94L136 93ZM159 91V92H158ZM184 91H185V93H184ZM249 91H250V93H251V95H253V96H255V97H257V98H259V99H261L263 102H264V91L261 89V88H259L258 90L256 89V86H254V87H252V88H249ZM28 92V91H27ZM40 92V94H38ZM53 92V93H52ZM82 92V93H81ZM83 92H85V94L83 93ZM126 92H130L129 94L128 93H126ZM148 92V93H147ZM189 92H190V94H189ZM45 93V94H44ZM61 93H63V96L62 95H60ZM74 93V94H73ZM88 93V94H87ZM94 93V94H93ZM124 93H126V94H128V95H126V94H124ZM170 93V94H169ZM50 94H52V95H50ZM66 94H68V95H66ZM78 94V95H77ZM81 94H82V96H81ZM112 94V93H111ZM131 94V95H130ZM147 94H149L148 95V97H149V101L148 102H146L147 100H146V98H147ZM161 94H163V96H161ZM167 94V95H166ZM30 95V96H29ZM38 96V98L40 99V100H35L36 99V97ZM76 95V96H75ZM88 95H89V97H88ZM100 96V98H99V96ZM123 95V97H125V98H123V97H121ZM126 95V96H125ZM130 95V96H129ZM158 95H160V96H158ZM189 95H190V97H189ZM193 95V96H192ZM260 95V96H259ZM31 96H33V97H31ZM41 96V97H40ZM43 96V97H42ZM50 96V97H49ZM138 96H140V99L138 100L137 98H138ZM151 96H152V98H151ZM164 96H166L167 98H163ZM168 96H170V98L168 97ZM15 98L14 100L15 101H13V98ZM27 97V98H26ZM49 97V98H48ZM64 97V98H63ZM71 97V98H70ZM77 97V98H76ZM88 97V99H86ZM102 97V98H101ZM126 97H129L128 99H126ZM159 97V98H158ZM188 97V98H187ZM193 97V98H192ZM21 99V100H18V99ZM26 98V100L27 99H31V100H27V101H25L24 99ZM33 98V99H32ZM60 98H61V100H60ZM120 98L123 100V102H122V100H120ZM134 98H135V101H134ZM152 100H151V99ZM155 98H158L157 100H159V101H157V100H155ZM186 98H187V100H186ZM189 98H192V100L190 99L189 100ZM198 99V101H197V99ZM212 98H213V96H212ZM227 98V99H226ZM10 99H12V100H10ZM43 99V100H42ZM96 99V100H95ZM128 101H130V103L129 102H127V105H126V100ZM137 99V100H136ZM142 99V100H141ZM160 99H161V101H160ZM162 99H163V102H162ZM165 99H167V100H165ZM215 99V98H214ZM45 100V101H44ZM80 100V101H79ZM82 100V101H81ZM89 100H90V102H89ZM146 100V101H145ZM201 100H202V102H203V104H204V106H203V104L201 103ZM216 100H217V98H216ZM214 101V102H217V103H220L219 101ZM7 101H8V103H7ZM12 101V102H11ZM19 101V102H18ZM25 102V103H23V102ZM41 101H44V102H41ZM46 101H48V102H46ZM63 101V102H62ZM69 101V102H68ZM119 101L120 102H122L121 104H122V107H120L119 106ZM124 101H125V103H124ZM138 101V102H137ZM139 101H141V102H139ZM153 101V102H152ZM189 101V102H188ZM193 101V102H192ZM6 102V103H5ZM29 102V103H28ZM30 102H31V105H30ZM37 102V103H36ZM40 102V103H39ZM82 102V103H81ZM115 104H114V103ZM134 102H136V103H134ZM146 102V103H145ZM150 102H152V105H151V103ZM158 102H161V103H158ZM197 102V103H196ZM28 103V104H27ZM34 103H36V104H34ZM42 103H43V105H44V107H42L43 105H42ZM47 103V104H46ZM60 103H62V104H60ZM69 103V104H68ZM75 103V104H74ZM89 103H90V105H89ZM116 103H117V107H114L113 105H115L116 106ZM129 103V104H128ZM140 103V104H139ZM144 103H145V105H144ZM150 105H149V104ZM163 103V104H162ZM179 103L180 104H182V105H179ZM193 103V104H192ZM199 103V104H198ZM232 103V104H231ZM24 104H25V106H24ZM33 104V105H32ZM67 104H68V106H67ZM135 104H136V106H135ZM148 104V105H147ZM36 105V106H35ZM42 105V106H41ZM82 105V106H81ZM89 105V106H88ZM92 105V106H91ZM97 105H98V108L99 109H97ZM100 105V106H99ZM124 105V106H123ZM140 105V106H139ZM147 105V106H146ZM160 105V106H159ZM195 105V106H194ZM5 106V107H4ZM64 107V108H62V107ZM73 106V107H72ZM126 106V107H125ZM138 106H139V108H138ZM146 106V107H145ZM149 106V107H148ZM153 106V107H152ZM181 106H185L184 108L183 107H181ZM13 107H14V109H13ZM29 107V108H28ZM37 107H40V110H39V112H41V113H39L38 112V109L39 108H37ZM42 107V108H41ZM77 107V108H76ZM112 107H114L115 109L113 110V108ZM120 107V108H119ZM137 108L136 110H133V108ZM143 107H145L146 108V110L143 108ZM151 107V108H150ZM164 107V108H163ZM191 107V108H190ZM198 107V108H197ZM8 108V109H9ZM44 108H46L45 110H44ZM61 110H60V109ZM126 109V111H125V113L123 114V112H124V110L121 112V109ZM132 108V109H131ZM151 110H150V109ZM152 108H154V110L152 109ZM8 109H6V110H8ZM19 109V110H18ZM21 109V110H20ZM26 109V110H25ZM36 109H37V111H36ZM44 110L45 112H47L45 115H43L44 114V112L42 111V110ZM57 109H58V111H61V112H56L57 111ZM94 109H97V111H95ZM117 109H119V110H117ZM131 109V110H130ZM151 111H149V110ZM187 109H188V111L189 112H191V116H190V113L187 111ZM192 109V110H191ZM194 109V110H193ZM200 109V110H199ZM2 110H0V112H2ZM83 110V111H82ZM113 110V111H112ZM128 110V111H127ZM130 110V111H129ZM169 110V112L171 113V111L172 112H174L175 111V113L177 114V116L179 115V119H178V121H174L173 119H172V117H171V115H170V113L169 112H167ZM201 110H202V112H201ZM18 111H20V113L18 112ZM65 111V112H64ZM82 111V112H81ZM92 111V112H91ZM97 112L96 113V115L94 114V112ZM132 111H133V113H132ZM139 111H143L142 113H138V116H137V114L135 115V112H139ZM145 111V112H144ZM154 111V112H153ZM184 111V112H183ZM14 112V113H15ZM27 112L29 113V114H27ZM34 112V113H35ZM55 112V113H54ZM70 112H71V114H70ZM91 112V113H90ZM148 112L150 113V114H148ZM153 112V113H152ZM159 112V113H158ZM167 112V113H166ZM186 112L188 113V114H186ZM194 112V113H193ZM200 112V113H199ZM68 113V114H67ZM73 113V114H72ZM117 113H118V116H117ZM131 114V116L129 115V114ZM147 113V114H146ZM169 113V114H168ZM203 113V114H202ZM17 114V115H18ZM38 114H40V115H38ZM57 114V115H56ZM66 114V115H65ZM116 114V115H115ZM123 114V116H121ZM125 114H127V115H129L130 116V118H129V116H125ZM139 114H142V116L144 115V114H146V115H144V117L145 118H142V119H144V120H142L141 121V115H139ZM163 114H164V116H163ZM165 114H167V115H169V116H167L166 117V119H168V120H171V121H167L166 119H165ZM181 114V115H180ZM184 114H186V115H184ZM199 114H200V117H198L199 116ZM260 112L258 113V110H256V109H254V108H249V116L251 117V118H257L256 117V115L258 116V117H260ZM43 115V116H42ZM70 115V116H69ZM92 115V116H91ZM95 117H94V116ZM151 115V116H150ZM156 115H158V117L156 116ZM160 115V116H159ZM184 115V116H183ZM197 115V116H196ZM201 115L203 116V117H201ZM204 115H206V116H204ZM40 116H41V118H40ZM55 116H57V117H55ZM73 116V117H72ZM102 116V117H101ZM106 116H107V118H106ZM139 117V119L137 118V120L135 121V117ZM141 116V117H140ZM161 116H163V117H161ZM185 117V119H183V117ZM209 116V117H208ZM55 117V118H54ZM71 117V118H70ZM119 117H121V119L119 118ZM132 117H133V119L134 120H132ZM150 117V118H149ZM169 117V118H168ZM189 118V119H187V118ZM190 117H193V118H195V117H197L196 118V120H194L193 118H190ZM206 117H208L207 118V120H206ZM56 118H58V119H56ZM92 118H94V119H92ZM106 118V120H104ZM111 118V117H110ZM125 120H124V119ZM149 118V119H148ZM201 118V119H200ZM205 118V119H204ZM18 119H20V120H18ZM23 119V120H22ZM26 119V120H25ZM31 119V120H30ZM33 119V120H32ZM40 119V120H39ZM122 119H123V121H122ZM145 119H147V121H145ZM158 119H159V121L160 120H163V121H158ZM195 121H193V120ZM201 120V121H199V120ZM202 119H203V121H202ZM129 120V121H128ZM132 120V121H131ZM139 120V121H138ZM188 120H191V121H188ZM206 120V121H205ZM212 120H214L213 122H214V124H210L211 123V121ZM45 121V120H44ZM73 121H76V122H74L73 123ZM145 121V122H144ZM185 121V122H184ZM186 121H188L189 123H186ZM166 122V123H165ZM178 122V123H177ZM196 122H198V123H196ZM201 122V123H200ZM204 122V123H203ZM205 122L207 123V124H205ZM245 122V123H244ZM264 122V121H263ZM101 123V122H100ZM154 123V124H153ZM185 123H186V127H185ZM192 123V124H191ZM137 124V125H136ZM157 126H156V125ZM171 124V125H170ZM216 124V125H215ZM235 125V128L233 127L234 125ZM243 124V125H242ZM84 125H86L85 127L87 128H82V130H81V126H83L84 127ZM151 125V126H150ZM162 125V126H161ZM231 125V127H229ZM75 126V127H74ZM88 126V127H87ZM121 126V127H120ZM142 126V127H141ZM166 126V127H165ZM170 126V127H169ZM191 127V129H190V127ZM195 126V127H194ZM211 126H213V127H211ZM216 126V127H215ZM241 126H243V127H241ZM69 127V126H68ZM74 129H73V128ZM119 127V128H118ZM140 128L139 130L137 129V128ZM217 127H219L218 128V130H215V129H217ZM232 127L235 129L234 131H233V133H232V131L231 130H233L232 129ZM238 128V130H237V128ZM145 128V129H144ZM164 128V129H163ZM175 128V129H174ZM187 128V129H186ZM76 129V130H75ZM83 129H85V131L83 130ZM89 129H91V131L89 132L88 130ZM94 129V130H93ZM137 129V130H136ZM162 129V130H161ZM189 129V130H188ZM221 129V130H220ZM106 130H108V129H106ZM159 130V131H158ZM161 130V131H160ZM176 130V131H175ZM187 130V131H186ZM211 130V131H210ZM238 132H237V131ZM76 131V132H75ZM82 131H84V132H82ZM87 131V132H86ZM152 131V132H151ZM155 131V132H154ZM189 131V132H188ZM193 131H195V132H193ZM216 131V132H215ZM218 131L219 132H221V134L219 135V133H218ZM236 131V132H235ZM245 131V132H244ZM261 131V132H260ZM89 132V133H88ZM91 132H95L94 133V135L93 134H91ZM99 132H103V130H101V131H99ZM105 132H107V131H105ZM104 132V135L106 134ZM138 132H141V133H139V134H136V133H138ZM149 133V134H147V133ZM235 132V133H234ZM240 132V133H239ZM249 133V134H247V133ZM89 135H88V134ZM151 133V134H150ZM158 133V134H157ZM190 133H192V134H190ZM218 133V134H217ZM224 133V134H223ZM246 133V134H245ZM156 135V137H155V135ZM193 134H194V136H193ZM217 134V135H216ZM232 134H235L234 135V137L232 136ZM240 134V135H239ZM251 134V135H250ZM90 135H91V137H90ZM138 135V136H137ZM141 135V136H140ZM190 135L192 136V137H190ZM213 135V136H212ZM248 135H249V137H248ZM263 135V136H262ZM146 136V137H145ZM226 136H227V139H226ZM230 136H232V137H230ZM239 136V137H238ZM245 136V137H244ZM143 137H144V139H145V141L146 142H144V140H142L143 139ZM149 137V138H148ZM167 137V138H166ZM185 137V138H184ZM187 137V138H186ZM202 137V138H201ZM205 137V138H204ZM221 137V139L222 140H220L219 138ZM224 139H223V138ZM244 137V138H243ZM77 138V139H76ZM154 138V139H153ZM177 138V139H176ZM190 138V139H189ZM195 138V139H194ZM213 138V139H212ZM232 138V139H231ZM148 139L150 140V141H148ZM155 139H157V140H155ZM215 139V140H214ZM226 139V140H225ZM247 139V140H246ZM116 140V139H115ZM140 140H141V142H140ZM169 140H172V141H169ZM230 140H231V142H230ZM254 140V145H253V142H251V141H253ZM257 140H258V142H257ZM133 141V142H132ZM154 141H158V145H159V143H160V141H162V143H163V146H160L159 145V147H161V149L163 148V147H165L166 145V149L164 148V149H162V150H157L159 147L158 146H155V147H152L153 145H151L150 147H151V149L152 150H154V148L158 151L156 154H153L154 155V159L155 160H157V162L154 160V163L152 162L153 160H149V158L150 157H144L143 156V152L144 153H146L145 151H146V149H147V151H148V149H150V147L149 146H145L147 143V145H149V142H152V143H154ZM164 141H166V144H164L165 142ZM174 141V142H173ZM213 141V142H212ZM222 141H224V142H222ZM225 141H227L228 143V145L229 146H226V148L225 147H223V148H221L220 149V147L223 145V146H225L226 145V143H225ZM212 143V145H211V143ZM222 142V145L220 144ZM145 143V144H144ZM171 143V144H170ZM214 143H216L215 145H214ZM219 143V144H218ZM225 145H224V144ZM252 143V145L254 146H252V145H250ZM255 143H257L256 144V146H255ZM142 144V145H141ZM206 144H208V145H206ZM236 144H237V146H236ZM144 145V147H142ZM204 145H206L205 147H204ZM141 148H140V147ZM207 146H208V148H210V149H208L207 148ZM209 146H211V147H209ZM235 146H236V148H235ZM242 146V147H241ZM245 146V147H244ZM147 147V148H146ZM214 147V148H213ZM216 147V148H215ZM233 147V148H232ZM80 148H82V147H80ZM80 148L79 147H75V149L76 150H80ZM217 148H219V150L217 149ZM243 148V149H242ZM171 149V150H170ZM217 149V150H216ZM225 149V150H224ZM237 149V150H236ZM240 149H242L243 151H241ZM254 149V150H253ZM87 150V146H86V148H85V151ZM165 150V151H164ZM259 150V151H258ZM161 153H160V152ZM163 151V152H162ZM221 151H223V152H221ZM230 151V150H229ZM238 151H240V152H238ZM80 152V151H79ZM211 152V153H210ZM214 152V153H213ZM248 152V153H247ZM251 152H253V153H251ZM230 153H232V155L230 154ZM238 153V154H237ZM254 153H255V156H253L254 155ZM206 154V155H205ZM138 155V156H137ZM237 155H239V156H237ZM243 155H245V157L243 156ZM216 156V157H217ZM253 156V157H252ZM257 156V158H255ZM258 156H259V158L261 157V160L260 159H258ZM136 157H137V159L138 158H141V160H137L136 159ZM157 157V158H156ZM240 157V158H239ZM252 157V158H251ZM142 158H144V159H147V161L146 160H143ZM200 159H202V156L200 157ZM200 159L198 160V163H197V165L199 166V165H202V169L204 168H206V166H205V164H208L207 162L205 163V161H207L206 160V158H204V161H200ZM235 159L237 160V161H235ZM242 159H244V160H250L251 159V161H257V163H253V162H251L250 163V166H247L246 167V164L243 162V161H241ZM80 160V159H79ZM82 158H81V160H80V162H82ZM137 160V161H136ZM142 161H145V162H142ZM151 161V162H150ZM235 161V164H233V162ZM155 162H156V164H155ZM201 162V163H200ZM203 162V163H202ZM237 162V163H236ZM241 162H243V164L241 163ZM150 164V165H149ZM234 166H233V165ZM213 165H216V166H214L215 168L217 167H219L220 166V164H219V166L217 165V163H215V164H213ZM213 165H211V166H213ZM72 166V165H71ZM150 166V167H151ZM158 166V165H157ZM149 167V168H150ZM151 167V168H152ZM239 167H241V169L239 168ZM243 167L244 168H246V169H244V170H242L243 169ZM259 167V168H258ZM261 167H263L262 168V171H261ZM75 167H70L69 168V172H72L71 174L69 173V172H67L66 174H67V176H65L67 179L70 177L71 178V180H73V182L71 183V185H73V191H75V193H74V198L72 197V200L74 201V199H75V203H73L72 202V207H73V211L71 210V212H72V215L74 214L75 216L76 215H80L81 217H85L86 218V216L87 217H89V216H92L91 215V213L92 212H94L95 213V211H92L91 212V210L92 209H94V210H96L97 212H98V214H99V212L100 211H98V210H102V209H107V210H113V209H117V208H120V207H118V205L119 206H121V208H126V210L127 209H129V208H131L130 206H132V209L136 212V211H138V213L140 214V210H141V207H139L138 206V201L139 200H137V199H139V197H147V195H148V193H149V191L151 192V190H150V188L149 187H153L152 185H154V188L156 189V186H155V181H153V179H155L154 177H153V179L151 180V179H146V181H143L144 182V184H143V182H138V184H140V183H142V186L140 185H137V182L135 183L134 182V188H133V185L131 184V187L132 188H129V185H130V183H129V180H127V179H123V180H121V182H119L120 181V179H117L118 180V183H117V185H116V182L117 181H115V186H118V187H114L115 189H117V191L115 190V192H113V190L112 191H109V189L107 190L106 188H107V186L105 187L103 184H105V183H103L102 181L101 182H96V181H100L101 180V178H100V174L98 175L97 173L98 172H96V174H94V172L92 173L91 172V168L89 169V168H86V169H79V171L80 172H78L77 173V169L75 168V170H72V169H74ZM238 168H239V172H238ZM254 168V169H253ZM87 169H89V170H87ZM146 169V168H145ZM156 169V168H155ZM257 169H259V170H257ZM84 170H87V172L88 173H86V171H84ZM235 170L238 172V174L240 175H238L237 174V172H235ZM246 170V171H245ZM247 170H248V172H247ZM249 170H251V171H249ZM81 171H82V173H81ZM90 171V172H89ZM74 172H75V176H74ZM244 172H247V174L245 173L244 174ZM256 172H257V174H256ZM76 173H77V175H76ZM85 173V174H84ZM252 173L254 174V175H252ZM79 174H81L82 176H81V179L82 180H79V178H80V176H79ZM87 174V175H86ZM243 174V175H242ZM261 174V175H260ZM71 175V176H70ZM85 175V176H84ZM92 175V176H91ZM257 175V176H256ZM77 176V177H76ZM85 178H84V177ZM243 176V177H242ZM247 176V177H246ZM64 177V178H65ZM79 177V178H78ZM94 177H96V178H94ZM239 177H241V178H239ZM255 179H254V178ZM258 177V178H257ZM262 177V178H261ZM69 178V179H70ZM75 178V179H74ZM78 178V179H77ZM99 178H100V180H99ZM150 178H152V177H150ZM239 178V179H238ZM243 178L244 179H246V180H244V182H242L243 181ZM91 179V180H90ZM96 179V180H95ZM238 179V180H237ZM258 179V180H257ZM261 179V180H260ZM77 181V182H80V183H82V185L81 184H77L75 181ZM88 180H90V181H88ZM235 180V181H234ZM241 180V181H240ZM59 181H60V178H59ZM63 181V182H62ZM66 181H70V180H66ZM65 180H62V178H61V183H60V185H64L65 184V182H66ZM83 181L85 182V183H83ZM92 181L93 182H95L94 184L92 183ZM150 183H148V182ZM256 181H257V183H256ZM68 182H66V183H68ZM154 182V183H153ZM241 182H242V184H241ZM260 183V187L258 186L257 187V185ZM146 183V184H145ZM78 185V187H76L77 185ZM83 184H85V185H83ZM87 184V185H86ZM96 184V185H95ZM122 184V185H121ZM150 186H149V185ZM152 184V185H151ZM240 184V185H239ZM253 184V185H252ZM257 184V185H256ZM136 185V186H135ZM148 185V188L146 187ZM255 185V186H254ZM82 186V187H81ZM128 186V187H127ZM140 187V189H142L141 191H140V189L138 190V189H135V187ZM185 193H184V196H182V198H184V200H185V198H188L189 197V189H190V186H191V183L190 182H187L186 184H185ZM237 186V187H236ZM240 186H242L241 188H243V186L245 187V190H246V192H247V194L244 196V194L243 193H241V194H239V191H238V189L237 188H240ZM253 186V187H252ZM101 188V190H100V188ZM127 187V188H126ZM142 187V188H141ZM251 187V188H250ZM258 189H257V188ZM104 188V189H103ZM129 188V189H128ZM77 189V190H76ZM107 191H106V190ZM131 189H135V191L134 190H131ZM153 189V188H152ZM154 189V190H155ZM235 189V190H234ZM251 189V190H250ZM256 189H257V191H256ZM119 190V191H118ZM124 190V191H123ZM137 190H138V193H139V195H138V193H137ZM243 189H241V191H242ZM254 190L257 192H255V195H254ZM103 191H106L107 192V195H105L104 193H102ZM134 191V192H133ZM142 193H140V192ZM236 191V192H235ZM249 191H250V193H249ZM101 192V193H100ZM112 192L114 193V195L116 196V194H117V196H119V198H118V201H117V196L114 198L115 199V202L113 201L114 199H112V197H113V194H112ZM124 192V193H123ZM251 192H252V194H251ZM110 193V194H109ZM133 193V194H132ZM147 193V194H146ZM111 194H112V196H111ZM129 194H131V195H129ZM146 194V195H145ZM250 194V195H249ZM257 194V195H256ZM76 195L78 196L77 198H78V201H77V199H76ZM135 195H136V197H135ZM129 196H130V199H129V201H127L128 200V198H129ZM239 196V197H238ZM244 196V197H243ZM254 196V197H253ZM262 196V197H261ZM132 197H134L133 199H131ZM143 197V198H144ZM232 197V198H233ZM125 198L127 199L126 201H125ZM239 198V199H238ZM234 199H233V201H234ZM80 200H81V202H80ZM83 200V201H82ZM137 200V201H136ZM77 201V202H76ZM135 201V202H134ZM78 202H80V207H79V203ZM128 202V203H127ZM129 202H130V204H129ZM134 202V203H133ZM77 203H78V205H77ZM83 203V204H82ZM133 203V204H132ZM75 204H76V206H75ZM125 204V205H124ZM140 204H141V200H140ZM139 204V205H140ZM74 205V206H73ZM128 205H129V208H127L128 207ZM83 206V207H82ZM71 207V208H72ZM74 207H75V210L76 211H74ZM78 207H79V209H81V212H79L78 211ZM77 208V209H76ZM83 208V209H82ZM136 209V210H135ZM139 209V210H138ZM114 212H115V214H116V220H114V225H117V224H124V225H126V215L125 214H121V213H118L117 212V210H113ZM74 212V213H73ZM77 214H76V213ZM91 212V213H90ZM97 212H96V214H97ZM88 214H90L89 216H88ZM73 215V216H74ZM94 215V214H93ZM137 215V214H136ZM74 216V217H75ZM78 216H76L75 217V219H78ZM73 217V218H74ZM80 218V217H79ZM180 221V220H179ZM252 221V222H251ZM254 221V222H253ZM246 224H245V223ZM243 222V224L241 225V224H239L240 222H238V223H236V224H233V226H232V228H231V230H229V239H230V241H228V247L230 248L231 247V249H233V247H234V250H237V249H242V248H246V249H250V251L253 253L255 250L256 251H260V249L262 250V248H263V246H264V244L261 246L260 244H262V242H261V240L263 241V243H264V223H263V221H255V220H246V221H244ZM247 222H249V223H247ZM241 223H242V221H241ZM252 223V224H251ZM256 223V224H255ZM263 223V224H262ZM76 224H77V222H76ZM259 224H261V225H263V226H261V225H259ZM235 225H237V226H235ZM250 225H252V226H250ZM256 226H258L257 228H256ZM249 228V229H248ZM255 228V229H254ZM261 228V229H260ZM237 230V231H236ZM251 230V231H250ZM257 230V231H256ZM262 230V231H261ZM233 231V232H232ZM213 232V231H212ZM212 232H210V230H208L207 232H206V234H205V239H208L209 241H210V237H212V235H214V232L212 233ZM257 232V233H256ZM263 232V233H262ZM210 234V235H208V234ZM254 233V234H253ZM249 234V235H248ZM235 235H236V237H235ZM129 237H133V234L132 233H129ZM186 239H188V240H185V239H179V240H177V242H176V245L174 246L173 245V243H171V247H170V249L172 250L173 249V251H171L170 253L171 254H173L174 256L176 255V254H179V255H181L183 258H184V261H185V263L186 264H202L204 261L203 260H205L206 259V255H204L203 253H205L204 251H205V249L203 250V248L200 246V244L201 243H199V242H193L192 243V241H191V239L187 236V238ZM242 239V240H241ZM237 240V241H236ZM232 241V242H231ZM236 241V242H235ZM250 241H251V243H250ZM229 242H231L232 243V245H231V243H229ZM183 243V244H182ZM199 243V244H198ZM40 245H38V248H34V249H32V250H34L33 251V253L31 252L30 254H27V253H25V255H24V253H22V256L23 257H25V259H23L24 260V263L25 264H32L33 263V261L35 262H38L39 260H38V257L37 256H35V255H38V254H40L41 253V256H39L40 258L39 259H41L42 260V257H43V255L45 254L44 253V251L42 250V248L44 249V247L42 246L43 244L40 242L39 243ZM223 244H221L220 246H218V247H221ZM45 246V245H44ZM172 246H174V247H172ZM179 247L178 249H177V247ZM183 246V247H182ZM45 247H47V245L45 246ZM169 247H168V249H169ZM181 247V248H180ZM198 247H200V248H202V250L200 249V248H198ZM223 247V246H222ZM197 248V249H196ZM52 249H53V257H54V259H55V262L57 263V264H63V261L65 262V263H67V261H68V259H67V256H66V253H64V248H62V250H61V248H60V245H53V247H52ZM177 249V250H176ZM199 249V250H198ZM211 249H213V248H211L210 247V251H211ZM258 249V250H257ZM37 250V251H36ZM184 251V253L182 252V251ZM8 251L10 252V251H12L11 253H8ZM14 251H17V250H14V248H12V250L11 249H6V250H3V254L4 255H7V256H9L10 258H15V255H12L13 254V252ZM61 251H63V253L61 252ZM175 251H178V252H175ZM181 251V252H180ZM197 251V252H196ZM200 251V252H199ZM255 251V252H256ZM202 252V253H201ZM6 253V254H5ZM36 253V254H35ZM38 253V254H37ZM42 253H43V255H42ZM176 253V254H175ZM180 253H183V254H185V255H183V254H180ZM201 255H200V254ZM2 254V255H3ZM63 254V255H62ZM195 254V255H194ZM1 255V256H2ZM17 255V254H16ZM34 255V256H33ZM204 255V256H203ZM28 256H30V257H28ZM44 256H48V255H44ZM62 256H64V258H66V259H62ZM201 256H202V260H200V258H201ZM131 257L132 258H136L135 256H132L131 255ZM180 257V256H179ZM182 257H180V259L182 260ZM196 257V258H195ZM198 257H200V258H198ZM9 258V259H10ZM37 258V259H36ZM176 258H177V255H176ZM204 258V259H203ZM28 259V260H27ZM35 259V260H34ZM30 260H31V262H30ZM38 260V261H37ZM2 261V260H1ZM0 261V264H7V263H4L5 261H3V263ZM28 261V262H27ZM183 261V262H184ZM35 262V263H36ZM198 262V263H197Z\"/></svg>",
    "mask_w": 264,
    "mask_h": 264
},
{
    "label": "built area",
    "instance_id": "3",
    "mask_svg": "<svg viewBox=\"0 0 264 264\" xmlns=\"http://www.w3.org/2000/svg\"><path fill=\"white\" fill-rule=\"evenodd\" d=\"M128 253H129V255L131 256H135L136 258H141L140 256H142V252H140L139 250H137V249H129L128 250ZM120 254H118L117 256H119Z\"/></svg>",
    "mask_w": 264,
    "mask_h": 264
}]
</instances>
